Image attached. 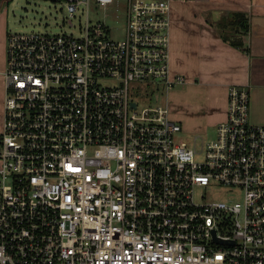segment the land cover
<instances>
[{
	"label": "built area",
	"instance_id": "built-area-1",
	"mask_svg": "<svg viewBox=\"0 0 264 264\" xmlns=\"http://www.w3.org/2000/svg\"><path fill=\"white\" fill-rule=\"evenodd\" d=\"M61 1L72 27L86 7L78 35L7 34L0 264H264L250 88L230 86L215 137L191 145L168 103L131 93L186 83L171 69V0H125L122 39L89 19L91 0ZM219 184L227 200L197 194Z\"/></svg>",
	"mask_w": 264,
	"mask_h": 264
},
{
	"label": "crops",
	"instance_id": "crops-1",
	"mask_svg": "<svg viewBox=\"0 0 264 264\" xmlns=\"http://www.w3.org/2000/svg\"><path fill=\"white\" fill-rule=\"evenodd\" d=\"M214 11L220 12L218 21L213 20ZM233 11L244 12L249 18L250 30L242 35L243 47L224 40L216 25ZM5 37L0 30V128L6 94ZM170 63L173 74L185 76L184 87L190 91L205 89L208 99L223 103L216 115V127L226 117L232 85L250 88V118L264 124V0H171ZM172 117L184 130L182 118Z\"/></svg>",
	"mask_w": 264,
	"mask_h": 264
},
{
	"label": "rangeland",
	"instance_id": "rangeland-1",
	"mask_svg": "<svg viewBox=\"0 0 264 264\" xmlns=\"http://www.w3.org/2000/svg\"><path fill=\"white\" fill-rule=\"evenodd\" d=\"M1 11L4 12L0 20V30L6 36V44L8 32L78 35L79 25L84 27L87 18V9L83 6L79 8L77 17L73 20L75 27L70 26L66 19L65 5L61 0H0ZM125 12V0L117 1L107 7L99 5L95 0L90 1L89 19L93 22H106L110 26L108 36L111 39L124 37ZM152 87L146 82L136 81L131 86V93L141 106L168 103L171 115L182 118L184 130L179 134L181 138L193 145L195 136H199L197 144L200 147L201 138L206 141L215 137L218 123L216 115L223 109V103L216 104L208 99L205 89L190 91L186 86L177 85L167 94L161 85L160 89ZM216 109L217 112L214 113ZM230 189L219 184L208 189L200 187L197 194L199 196L205 194L207 200H227Z\"/></svg>",
	"mask_w": 264,
	"mask_h": 264
},
{
	"label": "trees",
	"instance_id": "trees-1",
	"mask_svg": "<svg viewBox=\"0 0 264 264\" xmlns=\"http://www.w3.org/2000/svg\"><path fill=\"white\" fill-rule=\"evenodd\" d=\"M224 40L232 45L243 47L242 35L250 30L249 18L244 12L233 11L216 23Z\"/></svg>",
	"mask_w": 264,
	"mask_h": 264
},
{
	"label": "water",
	"instance_id": "water-1",
	"mask_svg": "<svg viewBox=\"0 0 264 264\" xmlns=\"http://www.w3.org/2000/svg\"><path fill=\"white\" fill-rule=\"evenodd\" d=\"M212 15H213V20L218 21V16L220 15V12L214 11V12H212Z\"/></svg>",
	"mask_w": 264,
	"mask_h": 264
}]
</instances>
